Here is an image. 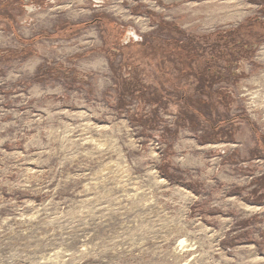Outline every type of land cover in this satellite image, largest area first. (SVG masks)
Instances as JSON below:
<instances>
[{
    "label": "rangeland",
    "instance_id": "rangeland-1",
    "mask_svg": "<svg viewBox=\"0 0 264 264\" xmlns=\"http://www.w3.org/2000/svg\"><path fill=\"white\" fill-rule=\"evenodd\" d=\"M32 1L0 7V264H264V41L208 140L170 63L112 27L210 36L264 0Z\"/></svg>",
    "mask_w": 264,
    "mask_h": 264
},
{
    "label": "flooded vegetation",
    "instance_id": "flooded-vegetation-1",
    "mask_svg": "<svg viewBox=\"0 0 264 264\" xmlns=\"http://www.w3.org/2000/svg\"><path fill=\"white\" fill-rule=\"evenodd\" d=\"M1 2L0 7H6L15 2V6L23 5V10L26 13H31L37 9L36 6L30 4L33 3L32 0H5ZM52 2L53 0H37L38 7ZM0 15L1 21L5 22L6 25L9 22L12 23L8 15L3 13ZM95 21L98 24L102 22L101 19ZM113 22L112 27L118 30L117 37L114 39L116 42L114 45L117 47L114 48L119 50L121 46L141 47L146 45L147 50L164 59L160 63H170L171 68H174L171 74L176 73L177 104L182 109L184 108L182 105H186L192 110L191 115L185 118H188L192 125L209 126V130L204 127L198 131L197 128L194 134H204L208 140L223 139L229 121L214 113L212 99L216 98L215 105L223 104L226 108L229 107V101L233 98L231 95L233 86L237 85L238 80L245 77L247 71L244 67L249 64L252 56L264 41V22L260 19H252L238 29L216 32L213 35L201 37L186 35L175 26H171L176 31L177 36L151 35L147 38H140L133 30L126 31L122 25ZM158 27L167 30L170 26L162 23ZM166 56H169L170 59H167ZM120 69L126 71V77L117 76L118 80L121 83H129L127 87H130V94L140 97L141 101L145 102L146 98L143 96L148 87H144L142 83L133 85L135 70L127 69L125 63L120 64ZM150 89V94L153 96L156 90L153 87ZM233 117H236L234 121L242 119L241 116Z\"/></svg>",
    "mask_w": 264,
    "mask_h": 264
},
{
    "label": "bare ground",
    "instance_id": "bare-ground-1",
    "mask_svg": "<svg viewBox=\"0 0 264 264\" xmlns=\"http://www.w3.org/2000/svg\"><path fill=\"white\" fill-rule=\"evenodd\" d=\"M165 1H169V2L171 1V2H172L173 0H165ZM165 1H164V2H165ZM177 1H178V0H177ZM209 4H210V3H209ZM207 6H208V5H207ZM228 10H229V9H228ZM263 53H264V52H262V54H263ZM263 55H264V54H263ZM263 58H264V57H263ZM181 244H183V241L180 243V245H181Z\"/></svg>",
    "mask_w": 264,
    "mask_h": 264
}]
</instances>
